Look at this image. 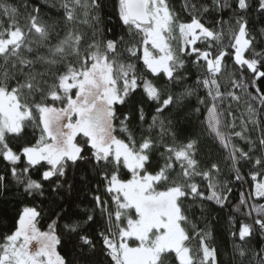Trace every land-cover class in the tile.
Masks as SVG:
<instances>
[{"label":"snow or ice","instance_id":"1","mask_svg":"<svg viewBox=\"0 0 264 264\" xmlns=\"http://www.w3.org/2000/svg\"><path fill=\"white\" fill-rule=\"evenodd\" d=\"M105 7L0 0V195L38 201L0 264H264V0ZM248 166L222 261L211 205Z\"/></svg>","mask_w":264,"mask_h":264},{"label":"trees","instance_id":"2","mask_svg":"<svg viewBox=\"0 0 264 264\" xmlns=\"http://www.w3.org/2000/svg\"><path fill=\"white\" fill-rule=\"evenodd\" d=\"M106 7H105V13L109 17V24L114 25L115 20L111 19V3L112 0H105ZM183 3V0H171V4L174 8H176L178 11L180 10V5ZM227 17V14H225V18ZM182 19L187 20L188 17L186 14H182ZM211 26V24H209ZM259 27V25L257 26ZM119 31V29H117ZM190 70L193 73V79L195 78V69L189 65ZM29 137H31L32 129L29 128L28 130ZM15 143V142H13ZM249 167H245L242 169V172L245 176L244 182L235 183V186L233 188V193L231 196V201L228 205V207L224 209H218L215 205H211V208L213 209L211 215L214 218L212 220L213 229H214V243L220 250V259L227 260L229 258L230 254V248H231V242H230V236L229 231L232 226H235V228L238 229L239 224L241 222H248L251 223V220H249L247 217L243 216L240 213H234L232 211V207L236 204H238L240 199V193L243 192L246 197L251 196L252 192V181L250 177L248 176ZM3 169V164H0V170ZM122 177L125 179L130 178V174L127 173L126 170L122 172ZM206 191V190H205ZM207 194V193H206ZM253 201L250 199L249 203H252ZM34 203L28 198H22L18 196L14 189H11L6 192L4 195H0V240H2L3 236L5 234L10 233L15 228V222L18 218V212L20 209L27 204L28 206H32ZM255 203H264V200H256ZM254 215V214H253ZM233 218V224H230L229 217ZM50 222L47 215H45L43 218L40 219L38 223V227L42 231L47 230V225ZM202 226V225H201ZM256 239H259L257 236ZM196 241H193V244H195ZM58 251L61 252L62 255H65L67 252V248H58ZM102 264H111V261L102 256L100 257ZM170 264H177L175 261V257L173 255L172 260Z\"/></svg>","mask_w":264,"mask_h":264}]
</instances>
